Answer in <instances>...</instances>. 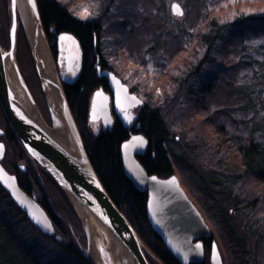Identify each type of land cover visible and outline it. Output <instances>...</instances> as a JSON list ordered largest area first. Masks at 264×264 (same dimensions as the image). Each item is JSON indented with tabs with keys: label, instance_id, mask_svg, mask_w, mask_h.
<instances>
[{
	"label": "trees",
	"instance_id": "16d2710c",
	"mask_svg": "<svg viewBox=\"0 0 264 264\" xmlns=\"http://www.w3.org/2000/svg\"><path fill=\"white\" fill-rule=\"evenodd\" d=\"M162 1L101 0L105 18L84 23L64 0H37L55 62L58 37L64 33L74 35L83 50V74L75 85H64V93L89 159L111 200L157 259L148 257L150 264H180L150 226L148 195L138 192L124 174L121 147L134 130L119 120L110 131L90 122L94 93L100 89L109 93L108 82L98 77L99 63L144 101L138 123L150 148L139 161L150 176H177L201 212L213 234L212 240H203L204 264H211L213 242L224 264H264V134L255 127L264 120V93L255 79H247L264 62V16H241L218 27L220 8L225 3L232 7V0H189L185 25L173 35ZM256 2L264 0H244ZM238 3L242 5L243 0ZM0 17L8 32L11 0H0ZM110 24L112 37H106ZM18 35V47L32 59L22 27ZM111 38L122 42L115 56L109 53ZM256 41L263 42L258 58L250 53ZM200 48L204 56L196 62L192 51ZM27 53L23 52L25 58ZM31 62H27L29 71L37 79ZM174 74L179 78L173 79ZM174 89L176 97L167 96ZM44 109L47 113L45 105ZM176 124L181 133L178 140L171 134ZM0 126L6 133L2 141L13 147L18 159L26 157L1 108ZM197 165L207 176H200ZM42 173L63 201L59 212L46 195L37 192L57 235L43 236L0 186V264H92L72 205L50 176ZM19 185L33 196L20 180Z\"/></svg>",
	"mask_w": 264,
	"mask_h": 264
},
{
	"label": "water",
	"instance_id": "95a60500",
	"mask_svg": "<svg viewBox=\"0 0 264 264\" xmlns=\"http://www.w3.org/2000/svg\"><path fill=\"white\" fill-rule=\"evenodd\" d=\"M23 1L28 17L24 16L19 1L11 0V49L6 51L0 45V106L7 122L28 157L50 176L72 205L84 231L87 256L92 264H104L101 256L96 253L98 246L95 229H99L113 247V260L116 264H150L148 257L156 262L157 259L101 184L66 99L63 85H75L83 74L80 42L72 34L60 35L59 58L55 62L37 0ZM173 14L182 17L184 12L175 4ZM19 18L52 127L43 118L16 60ZM97 70L99 78L108 82L113 109L111 95L102 89L97 91L91 101L90 121L101 123L104 130H111L114 113L125 128H136L139 132L141 126L136 127L138 119L135 111L144 108V102L131 94L130 88L114 73L103 70L99 63ZM4 136L5 132L0 128V138ZM149 148L148 140L141 134L133 135L122 145L124 174L138 192L148 195V221L172 256L180 264H204L206 257L203 240H212L213 234L176 176L162 180L147 173L138 158L146 156ZM5 154V146L0 144L1 187L37 230L46 237L55 238L56 231L51 218L35 199L19 187L16 177L4 169L2 163ZM57 240L61 241L60 238ZM105 248L103 250L107 253ZM211 264H224L216 242L212 243Z\"/></svg>",
	"mask_w": 264,
	"mask_h": 264
},
{
	"label": "rangeland",
	"instance_id": "374dc122",
	"mask_svg": "<svg viewBox=\"0 0 264 264\" xmlns=\"http://www.w3.org/2000/svg\"><path fill=\"white\" fill-rule=\"evenodd\" d=\"M100 1L101 0H64V3L67 2V3H65V5L70 10L71 9L73 10V14L78 20H80V21H82L84 23H88V22H97V21L99 22V20L101 18H103V19L105 18V12H104L105 7L102 6V4H100ZM188 1L189 0H163L162 1L165 4V8L163 10L164 14L168 18V25L171 26V27H169L170 28V33L173 34V35H176L178 32H180V30L183 29V27L185 25L186 15H187L186 9H187V2ZM239 1H242V0H232V2H233L232 3L233 4L232 7H230V5L228 3H225L224 4V8L223 7L220 8L221 11H220L219 14H217V17H218L217 21L219 22V26L218 27H223L225 24L232 23L233 21H235L234 19H236L238 17H241V16H250V15L264 16V3L256 2L255 4H252V3L248 4V3H244V0H243V4L240 5V3H238ZM175 4H178L182 8V10L184 12V15L182 17H178V16H175L173 14V6ZM250 5H251V7H250ZM108 15L112 18V15H111L110 11H108L107 16ZM112 20H113V18H112ZM9 23L11 24L10 20H9ZM19 25H21L20 27H22V29L24 28L22 23H21V19H20V24ZM11 26H12V24H11ZM11 26L9 25L8 32H7V30H5V28H6L5 20L3 19L2 22H1V17H0V43H3L2 45L5 48H8V49H10V47H11L10 46ZM111 29H114L113 24H110L109 27L107 28L106 32H108V31L109 32L106 33V37H112L110 35L112 33ZM23 32H25L24 29H23ZM110 42H111L110 45H109V47H110V50H109L110 56L111 55L115 56V53L119 52L118 49L121 47L122 42H114L112 40V38H111ZM260 43H263V42L262 41L261 42L260 41H256L255 45H252L254 50H251L250 53L255 58H258L257 56L262 55L257 50L259 48V46H260ZM23 52L27 53L24 49L22 51L21 47H18V50H17V55L18 56H17V58H18V61H19L20 68L23 67V73H24L25 76H27L26 79L28 81V84H31L33 86V88L36 90V92L38 93V97L39 98H37L36 96L35 97H36V99L39 100L40 104H42L43 113H41V114H42L43 118L45 119V121L47 122V124L50 127H52L53 123H52L51 117L49 116L50 114H49L48 108H47L45 100L43 98V94L41 95L42 90H41V93H40L39 92L40 88L38 89V84H40V83H39V79H38L36 70H34V71H35V74L37 76V79H36V77L33 78V76L31 75V72L29 71L30 70V65L29 64L27 65V62L32 63L31 61H33V59H31L30 57L27 56L28 53L26 54V58H25V54H23ZM203 56H204V51L202 52L201 48L198 50V52L196 51V53H194V51H192V58H193V60H195L197 58L196 62H200L201 58H203ZM31 57H32V54H31ZM20 61L22 63V67H21ZM263 63L264 62H262V64L259 67L260 70L256 68V74L250 75V77H248L247 79H249V78L255 79L254 80L255 81V85L259 86L260 89L264 93V75L260 74L262 72L261 70H264ZM174 76H175V74H174ZM176 78H179V77L177 75L175 77H173V79H176ZM37 81H38V83H37ZM166 93H167V96H175L176 97V95H177L175 89L167 91ZM169 99L170 100L172 99V101H173L175 98H169ZM44 105H45L49 120L46 118V112H45V109H44ZM49 122H51V124ZM255 127H257L258 130H261V132L264 134V120H262L260 123H257V126H255ZM178 129H179L178 128V124L174 125V127H171V131H172L171 134H172V136L176 137L177 140L179 139V136L181 135V133L179 132ZM184 144L185 143L183 141H180V147H184L183 146ZM190 144L194 145V143L192 141L190 142ZM172 146H173L174 149L177 148L173 144H172ZM7 149L8 150H7V153H6L4 166H6L7 168L12 169L15 165H18V166L24 165V163H22L20 161V159H18L16 157L15 152L13 150V147L8 146V144H7ZM196 170L200 174L201 177L203 175H206V171H204L198 165L196 166ZM29 176H28V178H29L30 181L34 182V184L37 183V185L34 186V189L36 190V192H38L39 194L46 195L50 199V201L53 203V205L56 206L57 210L59 212H61L62 208H64L63 201H61L62 197H61L60 193L53 187L52 183L46 178V176L43 173H42L41 176H39V175L37 176V174L34 171H32V173H29ZM205 179H206V177H205ZM211 181H212V178H210V183H211ZM250 245H253L252 242H250ZM96 250H98L96 252L97 255L99 254L101 256V258H102L103 263H105L107 261L108 254L105 253L103 248H101V249L100 248L99 249L96 248ZM102 252H103V254H102ZM86 254H87V251H86Z\"/></svg>",
	"mask_w": 264,
	"mask_h": 264
},
{
	"label": "flooded vegetation",
	"instance_id": "af4514ba",
	"mask_svg": "<svg viewBox=\"0 0 264 264\" xmlns=\"http://www.w3.org/2000/svg\"><path fill=\"white\" fill-rule=\"evenodd\" d=\"M17 56H18V55H17ZM18 62H19V61H18ZM20 63H21V61H20ZM21 67H22V63H21ZM21 71H22L23 77H24V79H25V81H26V84H27L28 88L30 89L31 94L33 95V98H34V100H35V102H36V104H37V106H38L40 112L43 113V107H42V104H40L39 100L36 99V97L39 98V97H38V93L36 92V90L33 88V86H32L31 84H28V81H27V79H26L27 76H25L24 73H23V67L21 68ZM109 93H110V91H109ZM131 93H132V92H131ZM111 95H112V94H111ZM35 96H36V97H35ZM112 99H113V98H112ZM112 103H113V101H112ZM139 111H140V109H138V110L135 111V115L137 116V119L139 118V117H138V112H139ZM113 115H114V119H115V121L118 120V117H116L115 114H113ZM138 120H139V119H138ZM115 121H114V123H115ZM138 125L140 126V124L137 123L136 127H137ZM130 129H131V130H134V132L131 133L132 136H133V135H138V134H140V132H137V131H136V128H130ZM3 143L5 144V146H7V143H6V142H3ZM6 149H7V147H6ZM19 159H20V161H21L22 163H24V165H20V166L15 165L12 169L7 168L6 166H5V167H6V169H8V170L10 171V173H11L12 175L16 176V177L20 180V182H22V183L24 184L25 187H28L29 189H31L30 192H31L32 195L38 197V195H37V193H36V190L34 189V186H36L37 183L34 184V182L30 181L29 178H28V176H29V173H32V171H34V172L37 174V176H38V175L41 176L42 173H41L39 167H38L35 163H33L28 157H20ZM4 161H5V160H4ZM31 170H32V171H31ZM29 177H30V176H29ZM33 181H34V180H33Z\"/></svg>",
	"mask_w": 264,
	"mask_h": 264
},
{
	"label": "bare ground",
	"instance_id": "6f19581e",
	"mask_svg": "<svg viewBox=\"0 0 264 264\" xmlns=\"http://www.w3.org/2000/svg\"><path fill=\"white\" fill-rule=\"evenodd\" d=\"M18 1L20 3V6L22 7L24 16L25 17H28L29 13L26 10V8H24V6H23L24 5V1L23 0H18ZM58 133H57L58 137L61 138V135L58 134ZM94 236H95V240H96V243H97L98 248L101 249L102 247L103 248L106 247L105 249L107 250L108 256H107V261L104 264H116V262L113 260V258H114V252H113L114 250H113V247L102 236V232L99 229H95ZM101 239L103 240V242L101 241ZM102 254H103V252H102ZM123 263L117 262V264H123Z\"/></svg>",
	"mask_w": 264,
	"mask_h": 264
}]
</instances>
